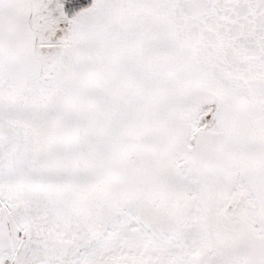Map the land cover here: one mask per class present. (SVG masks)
<instances>
[{
	"label": "snow or ice",
	"instance_id": "1",
	"mask_svg": "<svg viewBox=\"0 0 264 264\" xmlns=\"http://www.w3.org/2000/svg\"><path fill=\"white\" fill-rule=\"evenodd\" d=\"M0 264H264V0H0Z\"/></svg>",
	"mask_w": 264,
	"mask_h": 264
}]
</instances>
